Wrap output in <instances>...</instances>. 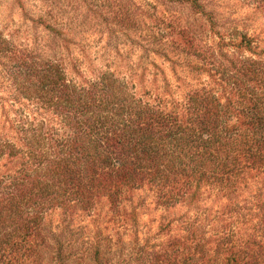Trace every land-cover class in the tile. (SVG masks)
I'll use <instances>...</instances> for the list:
<instances>
[{
    "label": "trees",
    "instance_id": "trees-1",
    "mask_svg": "<svg viewBox=\"0 0 264 264\" xmlns=\"http://www.w3.org/2000/svg\"><path fill=\"white\" fill-rule=\"evenodd\" d=\"M204 1L101 13L123 30L163 17L154 52L182 64L153 96L110 69L77 82L0 31L2 81L26 113L0 124V264H264V40ZM246 1L264 14V0ZM136 195L161 211L164 239L124 255L119 237L85 235L82 217L134 220Z\"/></svg>",
    "mask_w": 264,
    "mask_h": 264
},
{
    "label": "rangeland",
    "instance_id": "rangeland-1",
    "mask_svg": "<svg viewBox=\"0 0 264 264\" xmlns=\"http://www.w3.org/2000/svg\"><path fill=\"white\" fill-rule=\"evenodd\" d=\"M116 1L125 2L138 16L140 9L147 10L149 15L153 13L152 7L146 5L153 0H0V31L11 45L32 50L59 62L66 75L77 82L81 78L92 80L98 71L110 69L128 80L136 92L149 91L153 96L155 85L162 86L164 79L175 84V73L171 67L182 63L175 55H172V63L162 54L154 52L160 49L159 45L166 42L168 37L162 16L137 30H123L116 26L118 24L114 25L113 20L102 19L101 13L105 8L104 17L108 15L107 10L110 8L107 4L113 5ZM130 1L132 4L129 5ZM205 1L226 25L258 35L264 40V14L254 13L246 0ZM148 37L156 40L148 41ZM2 61L4 59L0 57V124L7 117L14 120L15 111L26 114L25 111H19V106L12 101L14 91L9 83L2 81L6 80L3 77L6 74L2 69ZM146 203L142 204L141 196H134L130 207L136 209V217L129 222H113L109 216L98 221L82 217L81 225L85 235L97 241L107 237L118 240L119 237L123 242H119L117 251L124 255L135 250L134 244L137 241V245H140L145 239L150 242L164 239L157 231L161 211L145 210L146 206L143 205ZM183 211L177 209L172 214L177 216ZM51 219L56 224L58 212H54ZM81 225L76 221L72 225V240ZM82 263L84 261L79 260V263L75 261L73 264Z\"/></svg>",
    "mask_w": 264,
    "mask_h": 264
}]
</instances>
